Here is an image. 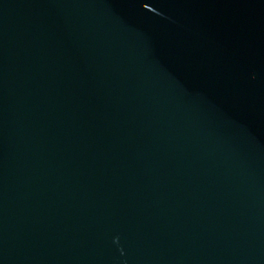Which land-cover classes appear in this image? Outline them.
Masks as SVG:
<instances>
[{"label": "water", "instance_id": "95a60500", "mask_svg": "<svg viewBox=\"0 0 264 264\" xmlns=\"http://www.w3.org/2000/svg\"><path fill=\"white\" fill-rule=\"evenodd\" d=\"M0 264H264V0H0Z\"/></svg>", "mask_w": 264, "mask_h": 264}]
</instances>
